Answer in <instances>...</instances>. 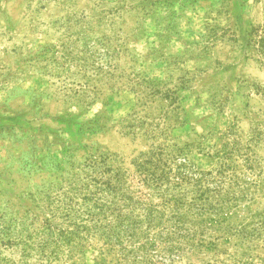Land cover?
I'll return each instance as SVG.
<instances>
[{"label": "rangeland", "instance_id": "1", "mask_svg": "<svg viewBox=\"0 0 264 264\" xmlns=\"http://www.w3.org/2000/svg\"><path fill=\"white\" fill-rule=\"evenodd\" d=\"M149 149L227 164L239 184L215 245L157 264H264V0H0L11 236L36 230L93 161L132 170ZM100 245L28 263L98 264ZM21 251L0 242L9 264Z\"/></svg>", "mask_w": 264, "mask_h": 264}, {"label": "trees", "instance_id": "2", "mask_svg": "<svg viewBox=\"0 0 264 264\" xmlns=\"http://www.w3.org/2000/svg\"><path fill=\"white\" fill-rule=\"evenodd\" d=\"M109 160L93 161L68 193L53 199L36 230L11 236L14 227L0 223V242L21 244L19 264L33 255L70 259L92 239L101 242L98 264L165 263L213 246L218 233L227 232L222 213L237 200L239 185L227 164L204 170L184 156L152 149L132 159V170ZM8 261L0 254V264Z\"/></svg>", "mask_w": 264, "mask_h": 264}]
</instances>
